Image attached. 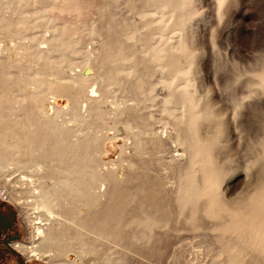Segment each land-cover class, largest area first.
<instances>
[{
  "label": "rangeland",
  "instance_id": "rangeland-1",
  "mask_svg": "<svg viewBox=\"0 0 264 264\" xmlns=\"http://www.w3.org/2000/svg\"><path fill=\"white\" fill-rule=\"evenodd\" d=\"M0 164L53 264H264V0H0Z\"/></svg>",
  "mask_w": 264,
  "mask_h": 264
},
{
  "label": "bare ground",
  "instance_id": "bare-ground-1",
  "mask_svg": "<svg viewBox=\"0 0 264 264\" xmlns=\"http://www.w3.org/2000/svg\"><path fill=\"white\" fill-rule=\"evenodd\" d=\"M97 137V136H96ZM117 140V139H116ZM115 139H113V141L110 143L109 142V144L107 145V150H106V152H104L105 154H107V155H112V154H114L116 151H117V149L120 147V145H119V142H117ZM111 141V140H110ZM93 145H94V143H93ZM93 145H91V147H94ZM89 147V146H88ZM87 147V148H88ZM60 151V150H59ZM60 153H61V151H60ZM59 153V154H60ZM94 153V152H93ZM92 153V154H93ZM92 154H90L91 155V158H92ZM104 155V154H103ZM59 157H61L60 155H59ZM94 157V156H93ZM93 159V158H92ZM111 159V158H110ZM101 160V159H100ZM104 160V159H103ZM105 163V162H104ZM101 164V163H100ZM103 164V163H102ZM107 164H109V162L107 163ZM106 165V164H105ZM4 169H6V165L5 164H0V172L2 171V170H4ZM92 189V188H91ZM81 190H83V189H81ZM84 191V190H83ZM91 193V192H90ZM92 195V194H91ZM38 200H40V205H41V207H43L48 213L50 212L51 214L53 213V211H54V207L58 204V203H56V198H47V197H45V196H41V197H39V199ZM71 203V207L69 208L70 209V212H74V211H76V208L79 206V203H81V202H70ZM68 205H69V203H67ZM90 204V203H89ZM88 204V205H89ZM61 207H65L62 203H61ZM81 207V206H80ZM66 208V207H65ZM79 208V207H78ZM68 209V210H69ZM44 210V211H45ZM88 211V210H87ZM89 213V212H88ZM94 214V213H93ZM92 214V216H94ZM50 215V214H49ZM91 214L89 213V215L88 216H90ZM90 218V217H89ZM93 219H94V217H92ZM89 220H91V219H89ZM95 220V219H94ZM90 223H92V222H90ZM37 227V230H40V235H42L40 238V240L39 241H37L36 243L35 242H33V243H35L33 246H31L30 248H28V247H22V246H20L19 248L21 249V250H23V251H29V253H30V255H33V256H35L36 258H41V259H44V260H46V261H48V262H50L51 264H53L52 263V261H54V260H56V259H58V257H60L61 256V254H59V255H56V254H52L51 252L53 251L52 249H51V247L54 245V244H52V241L53 240H55V241H57V240H60V239H56V238H58L59 236H61V234H60V232H58V230L54 227H52V229L50 230V231H45V229L44 230H41L42 229V227H41V225H38V226H36ZM35 228V227H34ZM46 228V227H45ZM35 232H36V230H34ZM35 232H34V234H35ZM38 234H39V232H38ZM39 236V235H38ZM36 235H35V239H36ZM39 239V238H38ZM18 246H19V244H18ZM58 249H61V248H58ZM54 250H56V249H54ZM76 252H74V251H72V250H70V251H68L66 254H65V264H75V257H74V254H75ZM76 260H77V258H76Z\"/></svg>",
  "mask_w": 264,
  "mask_h": 264
},
{
  "label": "flooded vegetation",
  "instance_id": "flooded-vegetation-1",
  "mask_svg": "<svg viewBox=\"0 0 264 264\" xmlns=\"http://www.w3.org/2000/svg\"><path fill=\"white\" fill-rule=\"evenodd\" d=\"M21 238L17 210L0 199V264H24L27 260L15 244Z\"/></svg>",
  "mask_w": 264,
  "mask_h": 264
}]
</instances>
